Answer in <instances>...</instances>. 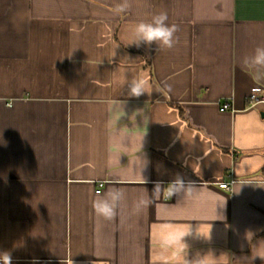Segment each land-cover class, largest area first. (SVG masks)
<instances>
[{"label": "crops", "instance_id": "1", "mask_svg": "<svg viewBox=\"0 0 264 264\" xmlns=\"http://www.w3.org/2000/svg\"><path fill=\"white\" fill-rule=\"evenodd\" d=\"M118 2L0 0V253L264 264V76L243 64L264 45V0ZM161 11L175 46L129 44ZM134 77L149 93L128 95ZM178 176L187 195L152 193ZM109 188L126 198L105 220L92 202Z\"/></svg>", "mask_w": 264, "mask_h": 264}, {"label": "clouds", "instance_id": "2", "mask_svg": "<svg viewBox=\"0 0 264 264\" xmlns=\"http://www.w3.org/2000/svg\"><path fill=\"white\" fill-rule=\"evenodd\" d=\"M130 7V0H119L116 4V11L118 13H125ZM167 21V12L161 11L153 15L149 20L137 22L131 29L129 44L140 47L141 45L151 46L155 43L158 46L157 50L173 48L177 42L175 34L178 31V27L175 24L170 25ZM243 64L255 71L257 78L264 76V45L257 46L250 56H245L243 58ZM127 85L129 96L139 97L144 93H149V84L144 78L134 77ZM192 185V182H185L182 177L178 176L168 185L167 189L157 184L152 193L156 195L167 190L171 196L179 194L185 196L191 190ZM125 198L126 193L123 189L109 188L101 197L93 200V211L98 217L111 220L116 216L119 205ZM146 205L147 201L141 198L135 203L134 209L136 212H139ZM0 264H13V259L9 252L0 253Z\"/></svg>", "mask_w": 264, "mask_h": 264}, {"label": "built area", "instance_id": "3", "mask_svg": "<svg viewBox=\"0 0 264 264\" xmlns=\"http://www.w3.org/2000/svg\"><path fill=\"white\" fill-rule=\"evenodd\" d=\"M260 92V89H253L251 95H250V101H251V105H256L258 102H260V98L258 96ZM230 108L229 104L228 103H222V106L220 108V110L223 112V111H226ZM102 185L100 184V187ZM220 187L222 189H226V190H231V184L229 183H221ZM100 192V190H98V193Z\"/></svg>", "mask_w": 264, "mask_h": 264}]
</instances>
